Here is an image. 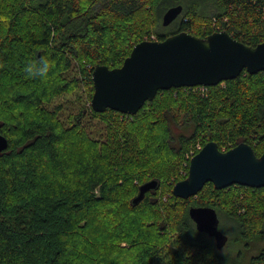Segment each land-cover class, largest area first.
I'll return each instance as SVG.
<instances>
[{
    "label": "trees",
    "instance_id": "obj_1",
    "mask_svg": "<svg viewBox=\"0 0 264 264\" xmlns=\"http://www.w3.org/2000/svg\"><path fill=\"white\" fill-rule=\"evenodd\" d=\"M177 5L166 27L163 14ZM221 30L264 42V0H0V133L9 140L0 264H264V186L210 182L195 197L173 195L197 145L195 154L209 141L224 151L246 141L264 153V70L205 91L160 90L134 115L91 106L96 66L121 67L144 40ZM41 57L50 71L33 77L26 66ZM173 122L193 132L176 138ZM153 179L158 187L135 204ZM191 206L233 223L221 229L222 250L197 229Z\"/></svg>",
    "mask_w": 264,
    "mask_h": 264
},
{
    "label": "water",
    "instance_id": "obj_2",
    "mask_svg": "<svg viewBox=\"0 0 264 264\" xmlns=\"http://www.w3.org/2000/svg\"><path fill=\"white\" fill-rule=\"evenodd\" d=\"M182 11V5L168 9L163 24L171 25ZM263 70L264 42L247 45L227 30L207 37L182 31L164 40L139 42L121 67L96 66L92 75L95 91L91 106L96 112L112 109L134 115L160 90L214 86L244 71L255 74ZM8 146V138L0 133V154ZM210 182L217 189L232 185L263 187L264 153L258 156L246 141L225 151L216 141H209L192 157L189 175L174 185L173 195L183 199L195 197ZM158 185L155 179L141 185L134 203H139ZM189 215L199 231L215 238L219 249L225 246L228 236L219 228L220 218L215 208L191 206Z\"/></svg>",
    "mask_w": 264,
    "mask_h": 264
},
{
    "label": "rangeland",
    "instance_id": "obj_3",
    "mask_svg": "<svg viewBox=\"0 0 264 264\" xmlns=\"http://www.w3.org/2000/svg\"><path fill=\"white\" fill-rule=\"evenodd\" d=\"M166 13V12H165ZM164 13V14H165ZM164 14H163V16H164ZM167 27V26H166ZM83 90V89H82ZM82 90H80V92L82 91ZM83 92V91H82ZM66 99H68V101H69V104H71V103H74L75 101H76V95H73V96H68V98H64V99H62V100H66ZM69 99H71V100H69ZM62 100H59V99H57V103L58 102H60V101H62ZM86 103H87V101H86ZM88 104V103H87ZM67 112L69 113V110H67ZM67 116V115H66ZM65 116V117H66ZM182 117V119L181 120H179L180 122H182L183 121V116H181ZM172 123V131H173V133H174V136L177 138V136L179 135V134H186V135H190L192 132H193V128L191 127V125L190 124H185L186 125V127H184L183 126V124H181V123ZM88 127H89V129L90 130H92L93 132H95V135H97V136H100V132H101V130H102V125L100 124V122H98V120L97 119H90V123L88 124ZM100 130V131H99ZM99 131V132H98ZM202 146L201 145H197V147L195 148V149H199V148H201ZM194 149V150H195ZM229 224V225H228ZM227 224V222L225 221H222V219H220V223H219V228H220V230L223 228V229H225V227H228L229 226V228H231L232 229V225H233V223L231 224V223H228ZM222 229V230H223ZM221 230V231H222ZM234 237H235V234L233 235ZM226 245V244H225ZM229 247V246H228ZM227 247V248H228ZM223 249V248H222ZM228 249H230V248H228ZM252 253V252H251Z\"/></svg>",
    "mask_w": 264,
    "mask_h": 264
},
{
    "label": "clouds",
    "instance_id": "obj_4",
    "mask_svg": "<svg viewBox=\"0 0 264 264\" xmlns=\"http://www.w3.org/2000/svg\"><path fill=\"white\" fill-rule=\"evenodd\" d=\"M51 68V63L48 59L41 57L38 61L26 66V72L33 77H47Z\"/></svg>",
    "mask_w": 264,
    "mask_h": 264
},
{
    "label": "built area",
    "instance_id": "obj_5",
    "mask_svg": "<svg viewBox=\"0 0 264 264\" xmlns=\"http://www.w3.org/2000/svg\"><path fill=\"white\" fill-rule=\"evenodd\" d=\"M154 38V37H153ZM194 89V90H197V89H201V90H203V91H205V89H206V86L205 85H198V86H193V87H190V89ZM195 151L196 150H192L191 151V153L189 154V156H190V158H192L194 155H195Z\"/></svg>",
    "mask_w": 264,
    "mask_h": 264
},
{
    "label": "bare ground",
    "instance_id": "obj_6",
    "mask_svg": "<svg viewBox=\"0 0 264 264\" xmlns=\"http://www.w3.org/2000/svg\"><path fill=\"white\" fill-rule=\"evenodd\" d=\"M154 41H155V38H154Z\"/></svg>",
    "mask_w": 264,
    "mask_h": 264
},
{
    "label": "crops",
    "instance_id": "obj_7",
    "mask_svg": "<svg viewBox=\"0 0 264 264\" xmlns=\"http://www.w3.org/2000/svg\"><path fill=\"white\" fill-rule=\"evenodd\" d=\"M225 247V246H224ZM221 250H222V248H221Z\"/></svg>",
    "mask_w": 264,
    "mask_h": 264
},
{
    "label": "flooded vegetation",
    "instance_id": "obj_8",
    "mask_svg": "<svg viewBox=\"0 0 264 264\" xmlns=\"http://www.w3.org/2000/svg\"><path fill=\"white\" fill-rule=\"evenodd\" d=\"M215 239V238H214Z\"/></svg>",
    "mask_w": 264,
    "mask_h": 264
}]
</instances>
